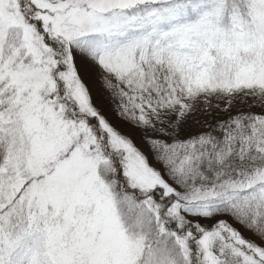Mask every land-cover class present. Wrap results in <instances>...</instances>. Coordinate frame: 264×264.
<instances>
[{"label": "snow or ice", "instance_id": "1", "mask_svg": "<svg viewBox=\"0 0 264 264\" xmlns=\"http://www.w3.org/2000/svg\"><path fill=\"white\" fill-rule=\"evenodd\" d=\"M0 264H264V0H0Z\"/></svg>", "mask_w": 264, "mask_h": 264}, {"label": "trees", "instance_id": "2", "mask_svg": "<svg viewBox=\"0 0 264 264\" xmlns=\"http://www.w3.org/2000/svg\"><path fill=\"white\" fill-rule=\"evenodd\" d=\"M94 99H95V95H94ZM218 118V117H217Z\"/></svg>", "mask_w": 264, "mask_h": 264}]
</instances>
